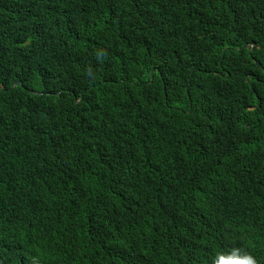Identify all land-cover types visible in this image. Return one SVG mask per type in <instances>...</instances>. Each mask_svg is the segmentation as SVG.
Here are the masks:
<instances>
[{"label":"trees","instance_id":"1","mask_svg":"<svg viewBox=\"0 0 264 264\" xmlns=\"http://www.w3.org/2000/svg\"><path fill=\"white\" fill-rule=\"evenodd\" d=\"M12 127L0 264H264V0H0Z\"/></svg>","mask_w":264,"mask_h":264},{"label":"clouds","instance_id":"2","mask_svg":"<svg viewBox=\"0 0 264 264\" xmlns=\"http://www.w3.org/2000/svg\"><path fill=\"white\" fill-rule=\"evenodd\" d=\"M112 51L114 52L113 63L115 64L116 67H111L109 72L118 71L121 73L122 71H127V69H125L124 63L119 58V54L115 52V51H120V47L116 45L114 50ZM66 65L68 66V68L72 67L71 63ZM122 78L123 77L120 76L117 81H121ZM21 85L22 82H18L15 84V86H21ZM32 93H37V92L32 91ZM37 94H43V93H37ZM82 99L83 97L81 98V100ZM18 136L19 133L16 131L15 127L11 128L10 135L8 136L0 135V166L5 165V163H7L8 161H11L16 157H18L19 153L23 150L22 148H15L14 146L15 141L20 139L18 138ZM235 254L236 253L234 252L233 255ZM90 260L91 258L86 255L74 253L66 256L62 260H57L56 264H89L88 261ZM27 264H39V260L32 259L28 261ZM214 264H255V260L250 256H245L244 261H240V260L232 259L231 257L225 258L223 255H220L216 258Z\"/></svg>","mask_w":264,"mask_h":264}]
</instances>
